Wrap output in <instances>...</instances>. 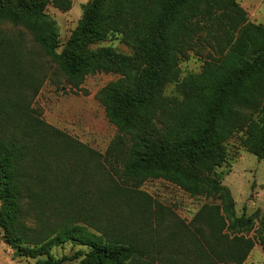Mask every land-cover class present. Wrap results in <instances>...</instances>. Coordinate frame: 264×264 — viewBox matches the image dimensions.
<instances>
[{"label": "trees", "instance_id": "obj_1", "mask_svg": "<svg viewBox=\"0 0 264 264\" xmlns=\"http://www.w3.org/2000/svg\"><path fill=\"white\" fill-rule=\"evenodd\" d=\"M48 3L71 7L0 0V25L26 30L73 85L119 74L97 93L117 133L99 152L39 118L30 103L41 78L0 29V229L13 254L36 264H152L156 253L162 264L176 263L174 253L189 264H242L256 243L264 250V215L257 226V212L237 215L215 171L236 134L264 160V22L250 21L236 0H90L59 49ZM117 34L133 55L88 47ZM189 53L202 58L201 69L179 79L178 61ZM174 81L175 93H165ZM147 179L211 201L163 235L171 210L140 189ZM65 242L87 250L54 257Z\"/></svg>", "mask_w": 264, "mask_h": 264}, {"label": "rangeland", "instance_id": "obj_2", "mask_svg": "<svg viewBox=\"0 0 264 264\" xmlns=\"http://www.w3.org/2000/svg\"><path fill=\"white\" fill-rule=\"evenodd\" d=\"M90 0H71V7L62 11L57 7L46 4L44 11L55 21L60 42L59 49L70 36L80 18L83 6ZM245 9L250 21L264 22V0H236ZM0 29L13 35L12 38L23 46V58L31 62V70L34 76L41 82L31 99L30 106L45 123L65 131L70 136L89 147L104 152L108 143L116 135L117 129L111 124L104 112V107L97 99L98 91L109 81L115 80L119 74L97 72L86 75L77 85H73L65 79V76L44 56L33 47L32 36L20 26L10 27L1 24ZM20 34V36H19ZM89 48L112 47L118 53L133 55L130 44L125 42L120 35L108 37L105 40L90 44ZM202 58L189 53L178 61L179 79L190 73H197L201 69ZM176 81L170 82L165 93L174 94ZM227 158L216 167V174L220 176L221 184L226 187L234 200V208L237 215L244 213L250 215L257 212L256 226L259 217L264 215V160L247 152L239 143L238 135L230 138L226 145ZM81 169H76L72 175V187L79 179ZM140 189L158 200L170 210V216L165 220L166 234L174 224L189 225L194 214L206 202L211 200L204 196H191L177 185L163 179H147ZM29 222H34L38 217L35 208L30 211ZM51 221L55 216L47 211ZM175 246L172 245V247ZM177 246V245H176ZM77 250L86 251L87 248L65 242L61 246L52 248L54 257L71 255ZM166 248L160 250L165 252ZM177 262L174 264H189L185 257L174 253ZM160 254L152 257V264H162ZM78 259L66 260L61 264H77ZM0 264H36L34 258L17 256L13 249L2 239L0 229ZM242 264H264V250L259 244H255Z\"/></svg>", "mask_w": 264, "mask_h": 264}]
</instances>
